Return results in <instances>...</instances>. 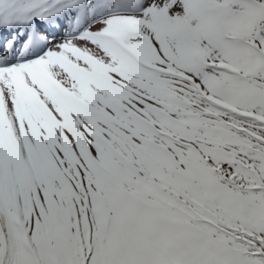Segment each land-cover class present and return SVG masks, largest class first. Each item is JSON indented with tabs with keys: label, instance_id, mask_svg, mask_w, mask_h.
Masks as SVG:
<instances>
[{
	"label": "snow or ice",
	"instance_id": "6c2138e0",
	"mask_svg": "<svg viewBox=\"0 0 264 264\" xmlns=\"http://www.w3.org/2000/svg\"><path fill=\"white\" fill-rule=\"evenodd\" d=\"M0 264H264V0H0Z\"/></svg>",
	"mask_w": 264,
	"mask_h": 264
}]
</instances>
